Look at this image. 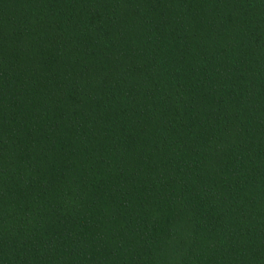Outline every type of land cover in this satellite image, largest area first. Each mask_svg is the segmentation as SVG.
<instances>
[{
    "label": "trees",
    "instance_id": "1",
    "mask_svg": "<svg viewBox=\"0 0 264 264\" xmlns=\"http://www.w3.org/2000/svg\"><path fill=\"white\" fill-rule=\"evenodd\" d=\"M0 264H264V0H0Z\"/></svg>",
    "mask_w": 264,
    "mask_h": 264
}]
</instances>
